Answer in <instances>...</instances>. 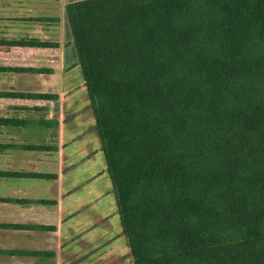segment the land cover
Wrapping results in <instances>:
<instances>
[{
	"label": "trees",
	"instance_id": "16d2710c",
	"mask_svg": "<svg viewBox=\"0 0 264 264\" xmlns=\"http://www.w3.org/2000/svg\"><path fill=\"white\" fill-rule=\"evenodd\" d=\"M66 14L133 264H264V0Z\"/></svg>",
	"mask_w": 264,
	"mask_h": 264
},
{
	"label": "crops",
	"instance_id": "0c3cea01",
	"mask_svg": "<svg viewBox=\"0 0 264 264\" xmlns=\"http://www.w3.org/2000/svg\"><path fill=\"white\" fill-rule=\"evenodd\" d=\"M78 1L0 0V264H133L97 185L104 156L66 14Z\"/></svg>",
	"mask_w": 264,
	"mask_h": 264
},
{
	"label": "rangeland",
	"instance_id": "374dc122",
	"mask_svg": "<svg viewBox=\"0 0 264 264\" xmlns=\"http://www.w3.org/2000/svg\"><path fill=\"white\" fill-rule=\"evenodd\" d=\"M96 142H97V139H96ZM102 162H101L100 171L96 176V180L99 182V184L97 185L100 186V188L105 192L104 193L105 196L103 200L105 201L107 210L111 213V215L114 218L117 212V208L115 205L116 203H115V199L113 195L112 186H111V183L109 181L108 175L105 170V164Z\"/></svg>",
	"mask_w": 264,
	"mask_h": 264
}]
</instances>
